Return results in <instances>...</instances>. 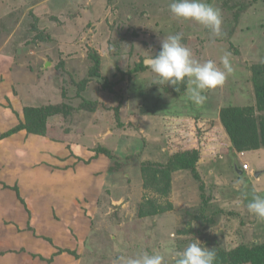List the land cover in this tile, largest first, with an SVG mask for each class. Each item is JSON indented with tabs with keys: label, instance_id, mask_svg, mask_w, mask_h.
<instances>
[{
	"label": "rangeland",
	"instance_id": "rangeland-1",
	"mask_svg": "<svg viewBox=\"0 0 264 264\" xmlns=\"http://www.w3.org/2000/svg\"><path fill=\"white\" fill-rule=\"evenodd\" d=\"M207 2L222 37L173 17L170 0H0V264H113L143 251L174 264L170 249L196 239L216 252L264 242L246 207L264 195V148L233 149L222 121L224 108L255 106L264 0ZM174 33L202 62L231 53L234 74L202 105L186 82L178 94L136 71ZM93 53L112 94L89 75ZM49 105L72 110L43 135L1 137L25 108Z\"/></svg>",
	"mask_w": 264,
	"mask_h": 264
},
{
	"label": "clouds",
	"instance_id": "clouds-1",
	"mask_svg": "<svg viewBox=\"0 0 264 264\" xmlns=\"http://www.w3.org/2000/svg\"><path fill=\"white\" fill-rule=\"evenodd\" d=\"M168 8L173 17L194 21L208 29L214 38L224 35L222 12L207 0H170ZM182 40V33L164 36L160 41V50L146 56L143 63L158 78L155 84L176 86L186 82L188 99L199 106L207 99L204 95L206 91L223 86L234 74L231 53L224 52L219 66L212 59L202 62L195 58L192 49ZM246 207L250 214L264 220V195L254 194ZM169 255L174 258V264H215L217 259L215 249L204 246L197 239L183 250L170 249ZM113 264H166V256L143 251L135 256L120 255L113 260Z\"/></svg>",
	"mask_w": 264,
	"mask_h": 264
},
{
	"label": "trees",
	"instance_id": "trees-1",
	"mask_svg": "<svg viewBox=\"0 0 264 264\" xmlns=\"http://www.w3.org/2000/svg\"><path fill=\"white\" fill-rule=\"evenodd\" d=\"M107 3H113L115 0H105ZM240 10H243L240 8ZM90 59L93 61V67L89 72L91 77H101L104 83L96 80L101 87L106 89L109 93H113V84L110 82L108 75L102 74L101 58L98 54H91ZM143 61L138 64V70H144ZM252 81L255 89V106L250 108H243L242 106H230L223 109L222 121L226 127L228 136L232 142L233 149L240 152L259 150L264 148V63L251 67ZM124 75V74H123ZM116 76V74H113ZM185 83V82H184ZM184 83L173 86L175 92L180 94L183 90ZM88 103V102H86ZM71 108L67 105L61 106H42L37 108H25L24 122L9 132H6L1 137L10 135L18 130H25L30 135H43L52 119L60 116L66 117ZM247 111V112H246ZM253 112V113H252ZM118 116V115H117ZM121 125V124H120ZM118 124V126L120 127ZM82 142V140H80ZM79 142V141H78ZM107 154L106 149H99ZM112 155V152H110ZM151 165V164H150ZM182 169L190 170L192 163L182 161ZM150 167V166H149ZM150 168L146 172H148ZM193 170H195L193 168ZM157 180L154 174L153 181ZM153 205V209H154ZM159 208L152 211H139V216L147 218L154 215ZM155 211V212H154ZM215 264H264V242L261 244L252 243L250 245H239L233 250H218Z\"/></svg>",
	"mask_w": 264,
	"mask_h": 264
},
{
	"label": "water",
	"instance_id": "water-1",
	"mask_svg": "<svg viewBox=\"0 0 264 264\" xmlns=\"http://www.w3.org/2000/svg\"><path fill=\"white\" fill-rule=\"evenodd\" d=\"M93 79L94 80H98V81H100V82H104V80H102L100 77H93ZM235 170H236V172L239 174V176H241L242 175V171L240 170H238L237 168H235ZM260 173V172H259Z\"/></svg>",
	"mask_w": 264,
	"mask_h": 264
},
{
	"label": "built area",
	"instance_id": "built-area-1",
	"mask_svg": "<svg viewBox=\"0 0 264 264\" xmlns=\"http://www.w3.org/2000/svg\"><path fill=\"white\" fill-rule=\"evenodd\" d=\"M242 171H243V172H248V171H250V167H249V165H244L243 168H242Z\"/></svg>",
	"mask_w": 264,
	"mask_h": 264
}]
</instances>
